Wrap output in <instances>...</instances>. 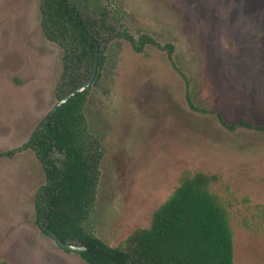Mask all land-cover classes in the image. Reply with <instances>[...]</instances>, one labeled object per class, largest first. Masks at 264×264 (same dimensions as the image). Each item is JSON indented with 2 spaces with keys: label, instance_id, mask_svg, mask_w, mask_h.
<instances>
[{
  "label": "rangeland",
  "instance_id": "rangeland-1",
  "mask_svg": "<svg viewBox=\"0 0 264 264\" xmlns=\"http://www.w3.org/2000/svg\"><path fill=\"white\" fill-rule=\"evenodd\" d=\"M106 12L135 39L105 51L85 116L104 148L92 227L109 248L136 229L187 175H217L211 192L227 211L235 264H264V0H75ZM41 0H0V263L87 264L35 224L46 182L23 147L58 103L62 51L41 29ZM116 24V23H115ZM117 26V25H116Z\"/></svg>",
  "mask_w": 264,
  "mask_h": 264
},
{
  "label": "trees",
  "instance_id": "trees-1",
  "mask_svg": "<svg viewBox=\"0 0 264 264\" xmlns=\"http://www.w3.org/2000/svg\"><path fill=\"white\" fill-rule=\"evenodd\" d=\"M40 14L45 38L62 51L64 72L56 91L58 100L92 74L97 52L99 79L105 51L117 38L129 42L137 53L151 46L171 58L175 50L147 35L135 39L115 16L81 9L75 0H41ZM88 92L75 96L53 115L49 113L23 147L3 154L12 158L31 150L43 167L46 182L35 196V224L40 231L51 238L56 235L63 243L86 247L80 257L87 264H235L230 218L211 192L219 181L217 175L185 176L153 213L149 227L136 229L117 248L107 247L96 237L91 218L104 148L89 131L85 116ZM222 123L231 131L248 127L264 132V126Z\"/></svg>",
  "mask_w": 264,
  "mask_h": 264
},
{
  "label": "water",
  "instance_id": "water-1",
  "mask_svg": "<svg viewBox=\"0 0 264 264\" xmlns=\"http://www.w3.org/2000/svg\"><path fill=\"white\" fill-rule=\"evenodd\" d=\"M98 52L96 53V61H95V66L94 70L91 74V76L88 78L86 82L78 86L76 89H74L72 92L67 94L63 99L59 100L58 103L56 104L55 108L52 110L51 115H53L56 111L57 108L62 107L65 105L68 101H70L72 98H74L77 95L83 94L87 92L94 84L97 74H98ZM52 238L55 240L57 245L64 251H69L77 254H82L87 251V248L81 245L77 244H70V243H63L60 241L56 235L51 234Z\"/></svg>",
  "mask_w": 264,
  "mask_h": 264
},
{
  "label": "flooded vegetation",
  "instance_id": "flooded-vegetation-1",
  "mask_svg": "<svg viewBox=\"0 0 264 264\" xmlns=\"http://www.w3.org/2000/svg\"><path fill=\"white\" fill-rule=\"evenodd\" d=\"M98 71H99V69H98ZM90 76H91V75H90ZM90 76H89V77H90ZM97 76H98V74H97ZM89 77H88V78H89ZM88 78H87V80H88ZM96 79H97V78H96ZM87 80H86V81H87ZM86 81H85V82H86ZM94 83H95V82H94ZM82 84H83V83H82ZM68 94H69V93H68ZM66 96H67V95H66ZM58 101H59V100H58ZM54 108H55V107H54ZM50 113H51V112H50Z\"/></svg>",
  "mask_w": 264,
  "mask_h": 264
}]
</instances>
